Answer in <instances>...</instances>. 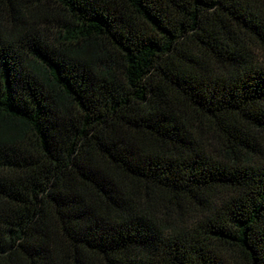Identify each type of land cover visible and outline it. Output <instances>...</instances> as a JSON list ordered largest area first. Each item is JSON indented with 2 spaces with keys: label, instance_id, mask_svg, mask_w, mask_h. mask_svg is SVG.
<instances>
[{
  "label": "trees",
  "instance_id": "trees-1",
  "mask_svg": "<svg viewBox=\"0 0 264 264\" xmlns=\"http://www.w3.org/2000/svg\"><path fill=\"white\" fill-rule=\"evenodd\" d=\"M0 264H264V0H0Z\"/></svg>",
  "mask_w": 264,
  "mask_h": 264
}]
</instances>
